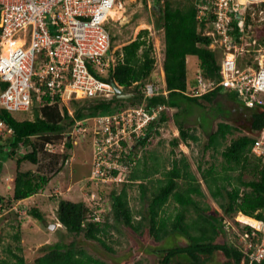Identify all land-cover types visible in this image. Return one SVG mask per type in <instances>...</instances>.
<instances>
[{"label": "trees", "instance_id": "1", "mask_svg": "<svg viewBox=\"0 0 264 264\" xmlns=\"http://www.w3.org/2000/svg\"><path fill=\"white\" fill-rule=\"evenodd\" d=\"M198 1L164 0L162 3H154V7L159 14L156 26L162 32L163 58L161 69L166 95L158 94L150 98L143 97L145 85L155 81L153 70L156 59L152 55V45L147 37L148 31L142 30L134 40L123 45L118 52H115L116 64L112 69L109 68L105 74H99L92 68V64L88 63L89 71L99 80L121 86L124 89L123 93L131 95L130 97L121 99L113 96L111 98L71 100L67 106L59 101L57 102V100L52 105L38 106L36 104L33 111L37 113V116L33 120L17 121L11 113L0 109V119L13 130L11 135L0 138V171L4 159L9 158L12 160L14 156L18 155L17 150L19 147L30 148V151L15 159L16 169H19L23 162L37 164V144L43 147L45 143L54 145L57 144L55 141H59L61 138L65 140L64 136L67 129L73 127L75 121L99 115L114 114L127 106L138 107L142 103L145 110L156 106H165V109L158 119L148 126L145 136L138 139L137 143L139 145L146 144L152 133L157 132L156 128L167 121L169 110H176L173 116L178 125V137L171 141L172 145L177 146L179 141H182L185 145L189 140L192 142L198 141L195 135L188 134V130L183 128L179 113L185 109L182 106L186 104L191 107L202 108L205 104L211 105L219 93L228 91L222 86H218L201 96H188L190 94L189 90L191 91L188 81V57L196 58L199 61L197 74L204 80L218 83L222 79L219 71L224 54L218 47H210L213 41L212 36L208 35L211 30L210 17L205 19L204 22L198 21L196 8ZM262 5L264 6V4ZM250 22L251 19L247 16L245 32L250 26ZM231 27L232 37H234L237 44H240L239 37L241 33L238 31L234 20ZM112 42L111 36L110 50L112 49ZM195 76L197 75L195 74ZM192 87L197 90L196 77ZM229 93L233 94L231 99L239 100L236 93L230 91ZM259 100L261 103L256 104L253 109L260 108L263 111L251 115L248 132H257L264 127V96ZM69 111H71V114ZM234 131L236 129L232 125L222 121L217 123L214 132L207 135L205 148L219 153L224 165L220 172L215 171L214 166L205 172H200L211 199L218 204L222 214L209 206H201L198 199L204 198L205 195L195 174L190 171L185 157L178 161L173 159L170 169L161 172L163 181L161 186L152 192V197L147 205V216H141L138 221H135L133 212L129 207L126 189L122 188L119 193L111 191L110 198L112 199L111 209L113 213L120 218L124 226L134 233H141L143 222L147 218L149 222L147 234L156 243L166 239L169 240L172 235L186 240L187 244L184 247L175 245L161 249L162 258L159 264H171L172 260L177 257L187 258L191 264H208L215 252H221L227 259H231L233 264H264V259L250 263L247 257L248 251L244 243L240 241V247L238 248L229 243H216V240L225 234L222 223H224L225 228L230 227L233 229L230 219L234 221V225L239 232V234H235L230 230L231 233L235 234L233 236L235 239H238L239 235L247 233L249 234L248 241L255 244L264 237L261 232L252 228H255L260 222L264 223L263 157H257L251 153L250 149L253 143L251 136L239 135L227 142ZM33 139H39L41 142H33ZM121 145L124 147L125 143L121 142ZM65 146L67 149L72 148L69 141L64 142V148ZM126 157L128 160L135 159L131 152ZM68 158L69 155L63 154L61 167L67 162ZM252 159L255 162L248 166ZM246 169L250 171L254 169V171L252 170L255 176L254 179L244 180ZM238 171H240L239 174H234ZM112 173L115 175L116 171H112ZM141 177L140 179L132 171L126 183H137L143 200L146 193L143 181L148 180V177ZM49 180L50 178L38 173L17 170L12 180V195L6 200L0 197V209L2 210L3 206L13 205L14 202L31 198L41 192L49 183ZM178 180L182 181L181 185L178 184ZM169 204L177 206L174 217L166 215L165 208ZM190 208L197 218L185 223V214L189 212ZM210 211L213 213L204 216ZM91 213L92 211L88 210L84 203H73L65 199L58 200L57 220L67 233L76 238L81 236L85 241L96 242L105 251L111 253L112 251L104 240L109 225L104 216H101V221H96L93 219L94 215H92V218L90 217ZM238 213L245 216L241 221L247 224L236 221L235 216ZM28 214L35 220L43 222V216L36 208L30 209ZM139 214L141 215V213ZM251 233H254V235L251 236ZM13 240L16 243L19 242V235H14ZM2 243L3 240L0 236V245ZM1 249L4 255H0V264H25L20 247L13 249L8 244L5 247L2 245ZM34 264L107 263L87 253L83 247L77 245V240L74 239L66 245L55 243L45 254L36 258Z\"/></svg>", "mask_w": 264, "mask_h": 264}, {"label": "rangeland", "instance_id": "2", "mask_svg": "<svg viewBox=\"0 0 264 264\" xmlns=\"http://www.w3.org/2000/svg\"><path fill=\"white\" fill-rule=\"evenodd\" d=\"M117 2L123 6V11H120L122 18L106 23V28L112 36L113 41L109 56L116 58L115 52H118L123 45L134 40L140 31L147 30V37L152 45V55L157 61L153 70V77L155 81H158L160 91H164L165 87L163 86L161 69L163 58L162 32L156 26L159 14L154 7L155 2L149 4L145 3V0H118ZM261 4H264V0H260V3L257 5L251 3L247 7V14L251 19L250 26L243 34V38L240 39L238 52H235L236 64L239 68H257L256 60L260 59L264 53V6H261ZM18 37L22 38V35L19 34ZM198 65L199 61L196 58L191 59L187 63L189 89H191L189 93L191 95L197 91L193 89L192 84L195 77L199 76L197 74ZM122 90L124 91V89ZM263 96L264 94L259 93L257 98L259 99ZM225 101L224 95H220L213 105L205 104L202 108L191 107L186 104L182 106L185 109L179 112L180 121L183 122V128L188 130V134L195 135L198 138L196 142L189 140L185 145L182 141H179L177 146L172 145L171 141L178 137V125L174 121L175 117L173 116L176 110H169L167 112V121L161 123L156 128L157 132L152 133L146 144L139 145L137 143L138 140L134 136H131L125 143V148H121L120 146L117 149L116 153L120 149H124L122 155L118 156L114 152L118 157L116 159V169L120 171V175L117 174V177H97L95 172L96 166L93 165L94 144L92 143L94 139L93 129L95 128L91 120L88 121L87 130L84 133L77 134L73 127L69 130L67 129L64 136L65 140L61 138L59 141H55L57 144H54L51 153L44 146L40 147L37 144V164L23 162L19 169H16L15 159L20 155L14 156L12 160L5 158L0 171V197L4 200L9 199L12 195V180L17 170L20 172L31 171L38 173L50 178V180L41 192L31 198L25 201L14 202L13 205L3 206L2 210L0 209V236L3 240L2 245L5 247L9 244L13 249L20 247L25 264H34L35 259L45 254L55 243L66 245L74 239L77 240V245L81 248L83 247L87 253L107 264H159L162 258L161 249L175 245L184 247L187 244L186 240L172 235L169 240L166 239L156 243L147 234L149 224L147 218L143 222L141 233H134L124 226L120 218L113 213L111 209V191L119 193L122 188L126 189L129 207L133 212L135 221H138L141 216H147V205L152 197V192L161 186L163 181L161 172L163 173V171L166 172L170 169L173 159L178 161L185 157L190 171L195 174L205 195L204 198L198 199L201 206H209L219 214H222L218 204L211 199L200 173L201 171H207L212 166L215 167V171L220 172L224 165L219 153L205 148L207 134L210 130L214 131L216 124L220 121H227L236 127L237 132L231 137L234 138L238 134H244V130L248 126L249 110L253 109L247 107L242 101L237 100L240 103L242 111L239 112L230 107L226 113ZM221 107H223L225 112L217 114L216 112H219ZM130 108L134 107L127 106L118 113H123ZM11 115L15 120L22 121L35 119L37 113L29 110L16 111L11 113ZM34 141L37 143L41 142L39 139H33ZM68 141L72 145L71 149H67L66 146L64 148L61 145L62 142ZM104 147L107 148L106 146ZM27 151H30V148ZM130 152L135 156V159L128 160L127 157L125 158ZM63 154L69 155V158L61 167ZM108 161L107 159V163ZM250 161L251 163L248 166H251L255 162L253 159ZM262 161L264 162V157ZM199 168H201L200 171ZM252 170L254 171V169H251V171L246 169L243 177L244 180L247 181L255 178ZM132 171L140 179L142 178L141 176L143 178L148 177V180L143 181L146 187L145 198L143 200L140 196L138 184L126 183ZM155 172L157 173L155 174ZM239 173L240 171L234 174ZM178 184L181 185L182 181L178 180ZM59 199H65L73 203H84L88 207V210L93 211L90 216L91 218L94 215V217H97L101 221V216L105 217L109 228L104 240L112 251L111 253L105 251L96 242L85 241L81 236L76 238L67 233L58 222L56 216ZM32 208H36L42 214L43 222L35 220L28 214ZM165 211L167 216L174 217L177 212V206L169 204L166 206ZM193 212L190 208L189 212L185 214V223H189L191 220L197 218ZM211 213L213 212L210 211L204 216ZM235 218L237 222L245 223L241 221L242 218H245L244 215L238 213ZM230 222L235 230L230 227L225 228L224 223H222V229L226 235H221L216 240V243H229L238 248L240 247L239 243L242 241L240 238L235 239L233 237L236 233L239 234V232L234 225V221L230 219ZM249 226L252 227L251 225ZM259 229L264 230L263 223L260 224ZM230 230L235 234L231 233ZM16 234L19 235V242L17 243L13 240ZM2 245H0L1 256L4 255L1 249ZM171 264L191 263L187 258L177 257L172 260ZM208 264H233V261L227 259L221 252H215Z\"/></svg>", "mask_w": 264, "mask_h": 264}, {"label": "built area", "instance_id": "3", "mask_svg": "<svg viewBox=\"0 0 264 264\" xmlns=\"http://www.w3.org/2000/svg\"><path fill=\"white\" fill-rule=\"evenodd\" d=\"M117 1L0 0V109L13 113L29 111L36 104L52 105L56 100L67 106L71 100L119 98L116 89L121 91L120 94L129 95L123 93L121 86L99 80L88 69V63H91L96 72L105 74L116 64V58L109 56L111 36L106 23L114 21L110 14L112 9L122 6ZM163 1L145 0L147 4ZM251 3L257 5L260 0H199L196 3L198 21L204 22L210 17L208 35L213 38L210 47H218L224 56L219 71L222 79L214 83L199 75L196 77L197 91L188 96H201L222 86L236 93L249 108L261 103L257 95L264 94L263 56L257 61V68H238L235 54L240 44L231 35L234 20L241 33L239 39L243 38L247 7ZM17 41L21 43L16 45ZM157 82L145 85L144 98L166 95L165 91H160ZM143 105L123 113L75 121L73 129L77 134L86 132L89 120L94 124L93 165L97 177L120 175L116 159L124 149L116 152L120 146L122 148L121 142L126 143L131 136L137 140L144 137L148 126L165 109V106H156L145 110ZM12 133L13 130L0 119V138ZM252 139L251 153L264 157V127ZM61 145L64 146V142ZM53 146L50 143L44 145L50 153ZM24 153L27 149L19 147L17 154ZM94 220L99 221L97 217ZM254 230L264 234V230ZM239 238L248 251L250 263L264 259V237L255 244L248 241L247 233Z\"/></svg>", "mask_w": 264, "mask_h": 264}, {"label": "crops", "instance_id": "4", "mask_svg": "<svg viewBox=\"0 0 264 264\" xmlns=\"http://www.w3.org/2000/svg\"><path fill=\"white\" fill-rule=\"evenodd\" d=\"M263 57H261V59L262 60H264V53H263V55H262ZM191 57H188L187 58V62H189V61H191ZM259 59H257L256 61H258ZM252 68V67H251ZM163 74V73H162ZM163 86H165V84H164V80H163ZM162 88V87H161ZM164 88V87H163ZM165 91V90H164ZM165 93H166V91H165ZM220 95H224V98H225V108H226V113L228 112V109L230 108V107H233L234 108V110H237V111H242L241 109L242 108H240V103L237 101V99H231V98H233V94L232 93H229V91H226V92H221V93H219L218 95H217V97L213 100V102L211 103V105H213L214 104V102L217 100V98H218V96H220ZM218 104H219V102H218ZM263 110L262 109H260V108H255V109H250L249 110V121L247 122V124H249V122L251 121V115L253 114V113H257V112H262ZM222 112H225V110L223 109V107H221L220 108V110H219V112H216L217 114L218 113H222ZM225 114V113H224ZM220 122H222V121H220ZM224 122H226V123H228V124H230V125H232L235 129H236V127L233 125V124H231V123H229V122H227V121H224ZM219 123V122H218ZM216 126H217V124H216ZM216 126H215V129H214V131L216 130ZM238 128V127H237ZM239 130H241V129H239ZM248 130V126H247V129H245L244 131V134H238V136L239 135H247V136H251V137H253L255 134H256V132H248L247 131ZM214 131H212V130H210L209 131V133L210 132H214ZM237 132V129H236V131H234L233 132V135L235 134ZM208 133V134H209ZM207 134V135H208ZM232 135V136H233ZM231 137V136H230ZM237 137V136H236ZM231 138H233V137H231ZM231 138H228V140H230ZM235 138V137H234Z\"/></svg>", "mask_w": 264, "mask_h": 264}, {"label": "bare ground", "instance_id": "5", "mask_svg": "<svg viewBox=\"0 0 264 264\" xmlns=\"http://www.w3.org/2000/svg\"><path fill=\"white\" fill-rule=\"evenodd\" d=\"M120 11H123V6H121L120 8H114V9H112V11L110 12V14H111L113 20H116V19H119V20H120V19L122 18V16H121V12H120ZM20 43H21V42L17 41V42H16V45H19ZM260 224H261V223H258V224L255 226V228H256V229H259Z\"/></svg>", "mask_w": 264, "mask_h": 264}, {"label": "water", "instance_id": "6", "mask_svg": "<svg viewBox=\"0 0 264 264\" xmlns=\"http://www.w3.org/2000/svg\"><path fill=\"white\" fill-rule=\"evenodd\" d=\"M116 92H117L119 98H121V99L128 98V97L131 96V95H123V94H120L121 91L119 89H116Z\"/></svg>", "mask_w": 264, "mask_h": 264}, {"label": "clouds", "instance_id": "7", "mask_svg": "<svg viewBox=\"0 0 264 264\" xmlns=\"http://www.w3.org/2000/svg\"><path fill=\"white\" fill-rule=\"evenodd\" d=\"M33 109H34V108H33ZM33 109H31V110L33 111ZM44 145H45V144H44ZM44 145H43V146H44ZM44 148H45V147H44ZM26 149H28V148H26ZM20 156H21V155H20Z\"/></svg>", "mask_w": 264, "mask_h": 264}]
</instances>
